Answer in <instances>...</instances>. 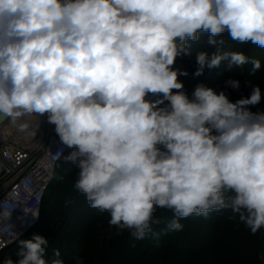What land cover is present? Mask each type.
<instances>
[{"label":"clouds","instance_id":"9594fccd","mask_svg":"<svg viewBox=\"0 0 264 264\" xmlns=\"http://www.w3.org/2000/svg\"><path fill=\"white\" fill-rule=\"evenodd\" d=\"M215 51L195 52V76L231 73L259 59L223 51L227 34L264 49V0H0V121L35 136L54 126L79 171L74 188L135 240L181 231V220L231 209L252 234L264 229V93L246 80L235 101L175 67L203 34ZM220 38V39H218ZM225 88L241 89L231 77ZM62 151V150H61ZM61 154V153H60ZM172 218L161 224L157 210ZM14 209L0 201V221ZM38 218L39 213H33ZM17 259L46 260L49 241L19 239ZM76 264H84L77 259Z\"/></svg>","mask_w":264,"mask_h":264},{"label":"trees","instance_id":"16d2710c","mask_svg":"<svg viewBox=\"0 0 264 264\" xmlns=\"http://www.w3.org/2000/svg\"><path fill=\"white\" fill-rule=\"evenodd\" d=\"M220 38L224 40L223 51H243L250 59L261 61V70L255 76H247L250 64L244 66V73L239 68L229 73L221 66L206 68L201 76H195V52L215 51V47L207 43L208 34L205 33L192 45V56L176 60L175 67L188 72L187 76L179 77L184 90L190 96L195 86L203 83L217 92L226 91L235 101L249 94V89L244 87L248 80L259 84L264 93V49L251 43L241 45L227 34ZM230 77L241 82L238 92L225 88L224 81ZM257 109L264 110V98L253 111ZM78 171L64 158L59 162L39 224L22 238L30 239L34 234L45 237L49 241L46 260L51 261L53 249H59L64 264H76L77 259H83L84 264H263L264 229L252 234L242 225L241 230H236L231 225L241 220L231 209L213 211L207 217L190 216L181 220V231L161 234L158 239L149 236L135 240L127 231L118 234L115 227L109 226L108 214L91 208L85 196L74 188ZM156 216L161 224L153 227L160 232L172 213L160 209ZM17 245L18 242L0 252V264L5 258L17 259Z\"/></svg>","mask_w":264,"mask_h":264},{"label":"built area","instance_id":"2783aa9c","mask_svg":"<svg viewBox=\"0 0 264 264\" xmlns=\"http://www.w3.org/2000/svg\"><path fill=\"white\" fill-rule=\"evenodd\" d=\"M69 151L46 118L35 136L0 121V201L7 200L14 209L11 220L0 221V252L16 244L18 234L22 239L39 224L58 164ZM33 213H39L38 218Z\"/></svg>","mask_w":264,"mask_h":264},{"label":"rangeland","instance_id":"374dc122","mask_svg":"<svg viewBox=\"0 0 264 264\" xmlns=\"http://www.w3.org/2000/svg\"><path fill=\"white\" fill-rule=\"evenodd\" d=\"M242 225H244L246 227V225L242 221L236 222L231 226H233L236 230H241V228H243V227H240V226H242ZM17 247H18V245H17ZM262 263L264 264V252L262 254Z\"/></svg>","mask_w":264,"mask_h":264}]
</instances>
